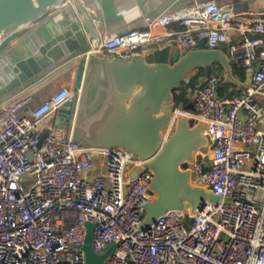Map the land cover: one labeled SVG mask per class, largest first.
Returning <instances> with one entry per match:
<instances>
[{
    "label": "built area",
    "instance_id": "2783aa9c",
    "mask_svg": "<svg viewBox=\"0 0 264 264\" xmlns=\"http://www.w3.org/2000/svg\"><path fill=\"white\" fill-rule=\"evenodd\" d=\"M165 20L178 29L160 35L155 23L106 36L81 55L130 60L169 42L190 49L203 40L210 49L229 44L234 74L241 80L235 71L252 70L250 85L224 96L219 73L204 77L189 91L195 112L174 107L166 132L172 135L184 114L206 124L210 153L185 169L220 202L193 215L169 213L137 232L154 198L153 172L132 180L142 163L133 152L87 147L53 123L79 90L61 88L40 104L23 93L0 109V264H86L88 223L96 252L119 244L105 264H264V23H239L215 0L169 11ZM98 160L102 171L92 174Z\"/></svg>",
    "mask_w": 264,
    "mask_h": 264
},
{
    "label": "water",
    "instance_id": "95a60500",
    "mask_svg": "<svg viewBox=\"0 0 264 264\" xmlns=\"http://www.w3.org/2000/svg\"><path fill=\"white\" fill-rule=\"evenodd\" d=\"M169 0H152L160 8ZM210 1V0H209ZM73 4L63 11L64 18L52 37L31 56L18 61L14 78L0 89L7 96L61 60L84 51L100 41L89 43L86 31L90 25L80 0H0V50L13 38L36 22L51 15L64 3ZM234 12H241L234 1ZM206 40L196 49L173 44L137 53L130 60L91 54L83 59L75 91L77 99L69 101L56 113L60 126L70 131L74 142L91 148H123L141 161L130 172L132 180L147 170L153 172L148 193L154 198L146 205V214L136 231L148 230L161 217L175 212L193 215L208 204H218L221 197L202 186L185 164L210 150L205 134L206 124H193L186 114L194 113L193 103L176 104L175 92L188 84L192 75L203 69L212 76L216 66L225 84L248 87L234 74L229 44L210 49ZM84 71V73H83ZM83 73V74H82ZM252 70H249L251 77ZM83 75V76H82ZM185 112L175 122L169 137L173 108ZM193 218L190 223H193ZM95 225L87 224L82 250L86 264H105L119 244H110L104 253L94 250Z\"/></svg>",
    "mask_w": 264,
    "mask_h": 264
},
{
    "label": "crops",
    "instance_id": "0c3cea01",
    "mask_svg": "<svg viewBox=\"0 0 264 264\" xmlns=\"http://www.w3.org/2000/svg\"><path fill=\"white\" fill-rule=\"evenodd\" d=\"M87 16L90 29L86 31L89 43H92L96 38L103 40L106 36L125 33L133 29H147L151 24L155 25L156 33L164 34L167 31H174L177 28L176 24H168L165 20V14L169 11L178 8L209 0H169L160 8L151 4L152 0H80ZM219 3L231 7L235 0H215ZM240 4L241 12L235 13V21L242 24H252L257 22L264 23V0H236ZM73 4L67 2V5L55 10L51 15L36 22L20 35L13 38L0 50V89L8 84L15 76L13 72L14 65L31 55H33L44 43H46L53 33L60 27L59 23L64 18L63 11L72 10ZM234 11V10H233ZM98 19L99 24H95L94 20ZM232 40L235 36L232 35ZM176 47L179 45L173 42ZM91 46V45H90ZM158 48L153 45L142 52ZM86 50V49H85ZM84 50V51H85ZM81 51L78 54L69 56L60 62L55 63L48 69L44 70L22 87L13 91V93L0 98V109L14 101L23 93H30L34 96L35 102L40 104L47 100L54 92L61 88H69L75 90L77 78L81 62L84 59ZM84 73V71H83ZM82 73V74H83ZM245 78L241 80L245 83L251 82L249 70H247ZM83 76V75H82ZM224 83V82H223ZM225 84V83H224ZM238 86V85H237ZM224 86L221 88V94L229 96L232 93H241L245 87ZM194 104L193 100L188 101L185 105ZM195 106V105H194ZM53 123L61 125L58 116L53 117ZM210 153V152H207ZM102 171L100 160H98L92 174H97Z\"/></svg>",
    "mask_w": 264,
    "mask_h": 264
},
{
    "label": "trees",
    "instance_id": "16d2710c",
    "mask_svg": "<svg viewBox=\"0 0 264 264\" xmlns=\"http://www.w3.org/2000/svg\"><path fill=\"white\" fill-rule=\"evenodd\" d=\"M215 69H216L215 74H218V72L220 71V66H216ZM239 73L242 79L245 78L246 73L243 70L239 71ZM204 77H207V76L203 69L196 71L192 75L191 77L192 79L190 80V82L188 84H183L182 88L178 92H175L176 104H178L180 101H184L185 103H188V101L192 100L193 97L189 94V91H194L198 83L200 82V80L203 79ZM231 85L237 87V85H234V84H231ZM224 86H229V84H224L222 82L221 87H220V93H221V88H223Z\"/></svg>",
    "mask_w": 264,
    "mask_h": 264
},
{
    "label": "rangeland",
    "instance_id": "374dc122",
    "mask_svg": "<svg viewBox=\"0 0 264 264\" xmlns=\"http://www.w3.org/2000/svg\"><path fill=\"white\" fill-rule=\"evenodd\" d=\"M235 72H236V74H237L239 77H241L240 73H238L237 71H235ZM230 86H233V85L229 84V87H230ZM233 87H236V86H233ZM237 87H238V86H237ZM237 87H236V88H237ZM36 104H38V103H36Z\"/></svg>",
    "mask_w": 264,
    "mask_h": 264
}]
</instances>
